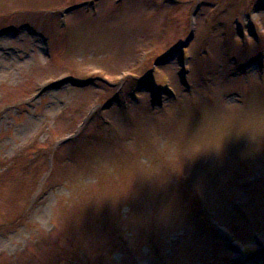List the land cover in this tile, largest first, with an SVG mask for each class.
I'll return each mask as SVG.
<instances>
[{
  "label": "rangeland",
  "instance_id": "1",
  "mask_svg": "<svg viewBox=\"0 0 264 264\" xmlns=\"http://www.w3.org/2000/svg\"><path fill=\"white\" fill-rule=\"evenodd\" d=\"M262 61L264 0H0V264H264Z\"/></svg>",
  "mask_w": 264,
  "mask_h": 264
},
{
  "label": "clouds",
  "instance_id": "2",
  "mask_svg": "<svg viewBox=\"0 0 264 264\" xmlns=\"http://www.w3.org/2000/svg\"><path fill=\"white\" fill-rule=\"evenodd\" d=\"M245 120H248V121H257V122H264V113H260V114H249L247 117H245ZM260 131H261V129L259 127H251V126H247L246 125L243 128V130L237 131V134L238 135L247 134L252 141L257 142L258 135H259ZM196 149H197V146L196 145H193L194 155L192 157L196 156L201 151H203V150L197 151Z\"/></svg>",
  "mask_w": 264,
  "mask_h": 264
},
{
  "label": "water",
  "instance_id": "3",
  "mask_svg": "<svg viewBox=\"0 0 264 264\" xmlns=\"http://www.w3.org/2000/svg\"><path fill=\"white\" fill-rule=\"evenodd\" d=\"M163 61H157L155 64H161ZM164 63V62H163ZM66 82H70L72 83L73 85H77V86H85L87 84H89V82H80V81H77V80H74L72 78H68V79H65Z\"/></svg>",
  "mask_w": 264,
  "mask_h": 264
},
{
  "label": "bare ground",
  "instance_id": "4",
  "mask_svg": "<svg viewBox=\"0 0 264 264\" xmlns=\"http://www.w3.org/2000/svg\"><path fill=\"white\" fill-rule=\"evenodd\" d=\"M263 62H264V61H262V64H264Z\"/></svg>",
  "mask_w": 264,
  "mask_h": 264
}]
</instances>
